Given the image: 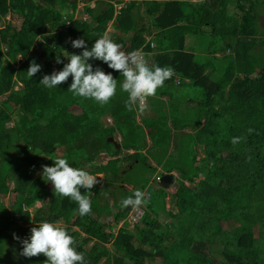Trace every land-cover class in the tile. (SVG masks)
<instances>
[{"label":"trees","instance_id":"obj_1","mask_svg":"<svg viewBox=\"0 0 264 264\" xmlns=\"http://www.w3.org/2000/svg\"><path fill=\"white\" fill-rule=\"evenodd\" d=\"M249 1L0 0V197H9L8 206L0 201V264H45L47 259L20 255L21 243L11 238L23 240L31 233L17 221L65 227L85 264H264V29L257 11L264 0ZM107 33L122 51H138L149 65L174 70L148 98L150 106L168 108L154 120L137 122V109L125 107L123 76L102 61L88 63L117 80L107 104L74 96L68 91L71 76L56 88L40 84L44 75L68 63L64 51L79 55L84 50L73 48L72 40L83 38L91 50ZM146 36L157 41V50ZM187 38L207 58L190 53ZM32 60L41 71L29 78ZM205 62L211 64L210 74ZM177 77L178 85L185 86L188 78L186 88L200 94L191 99L185 122L175 119ZM165 96L167 104L161 100ZM107 117L111 125L104 123ZM170 128L175 143L167 156ZM186 128L191 132L184 133ZM233 137L246 139L233 145ZM100 156L109 160L103 163ZM149 157L163 162L161 177L172 176L166 187L147 188L140 174L137 184L130 178L138 163L145 174L156 172ZM57 158L102 175L101 187L90 190V214L79 215L78 204L57 195L42 177V166H54ZM125 160L131 169H125ZM172 186L176 191L169 195ZM138 189L148 193V203L139 207V222L126 229L133 207L122 208L120 202ZM37 200L47 203L30 217Z\"/></svg>","mask_w":264,"mask_h":264},{"label":"clouds","instance_id":"obj_2","mask_svg":"<svg viewBox=\"0 0 264 264\" xmlns=\"http://www.w3.org/2000/svg\"><path fill=\"white\" fill-rule=\"evenodd\" d=\"M40 37V36H37ZM71 46L76 49H84L79 55L68 54V60L62 70L44 75L40 84L46 88H56L57 85L67 82L71 76L72 82L68 91L74 96L91 98L101 105L109 103L116 94L117 80L111 73H105L99 67L93 68L89 60H98L107 64L108 68L119 72L124 80L120 85L123 92L128 94L125 107L129 111L139 108L141 112L148 108V98L155 97L157 90L164 86L165 81L172 78L174 70L171 67H161L155 64L149 65L143 55L138 51L126 53L122 51V45L114 42L108 35H103L95 40L91 50H88L83 38L71 41ZM61 57L56 58V63H61ZM41 71V65L32 60L27 69V75L32 78ZM254 129L249 128L248 134ZM246 137H233V145L241 142ZM54 166H42V177L53 185L54 192L60 197H69L78 204V213L85 216L91 213L90 200L91 189L98 184L97 176L89 172L72 167L65 158H57ZM170 176V175H164ZM156 177L160 181H156ZM162 177L155 172L154 177L148 183L147 188L161 185ZM81 189L88 194H82ZM147 190V189H146ZM146 192L135 190L132 196L121 200V207L139 208L147 205ZM47 202L37 200V204L43 206ZM119 224V223H118ZM31 235L21 240L18 236L13 239L19 241L22 246L20 255L25 258L45 256V264H85V256L73 247L74 238L69 235L67 229L58 223L44 221L30 229Z\"/></svg>","mask_w":264,"mask_h":264},{"label":"crops","instance_id":"obj_3","mask_svg":"<svg viewBox=\"0 0 264 264\" xmlns=\"http://www.w3.org/2000/svg\"><path fill=\"white\" fill-rule=\"evenodd\" d=\"M121 1L123 3L128 2V0H121ZM185 1H190L192 3H198L199 2V0H185ZM123 3L118 5L117 9L122 7ZM90 5H91V7H93L94 2H91ZM230 10L233 11V8L230 7ZM258 13H259V20H260L259 22H262V21L264 22V12L263 13L262 12H258ZM141 22H146V19L144 18L143 20H141ZM108 29H109V31L111 30L110 26H108ZM261 29H263V28H261ZM146 41L150 44V48L153 49V51L157 50L156 48L158 47V43H157L156 40L153 39V37L146 36ZM186 47H187V50H189L190 53H193L194 55H196L199 60L200 59L204 60L205 58H207L206 54L202 50V47H200L196 43H194V40L192 38H187L186 39ZM227 53H229V52H227ZM147 56L149 57V56H152V55H147ZM219 56H221V55H219ZM205 65L207 66V71L205 73L210 74V72H211V64L205 62ZM184 79H187V80L185 81V83L183 82L185 84V86H183V87L176 83L177 80H179V77H177L175 79V82H174L175 89H176V91L174 92V97H175V99L177 101V102H175V104L178 105V109L175 111V119H176V121H182V122H185V119H186L185 114H186V112L191 110L193 105H194L193 104L194 101H191V99L193 97L195 98V97L200 96V94H198L196 92V90H194V89L190 90L189 88H186V87H190L191 82H190V80L188 78H184ZM161 100L164 103L167 104L168 101H169V98L165 96V97L161 98ZM147 103H148V101H147ZM155 105H157V104H153L152 106H150L148 104L147 110L143 111V112H141L139 110V108L137 107V116H136L137 122L140 123L141 118H144V120L152 121V120H154L157 117V114L160 111H166L168 109V108H162L161 106H159V108L158 107L156 108ZM167 126L171 127V119L168 121ZM170 130H171L170 146L168 147L167 156L171 155V153L173 152V146H174V143H175L174 131L171 128H170ZM183 131H185L184 133H190L191 132V130L187 129V128L185 130H183ZM119 139H120V137H119ZM120 141H121V139H120ZM116 145L119 147L120 146L119 142L116 143ZM150 146H151V140L147 139V147L146 148H148ZM144 152H145V150L142 151V153H144ZM127 153L128 154H132L133 152L132 151H127ZM167 156H166V158H167ZM162 163H160V164L155 163L149 157V164L152 167L156 168V172H159V174L161 172L164 173L163 172L164 169H162ZM171 174L173 176L176 175L173 172ZM166 207L167 208L169 207L168 202H167Z\"/></svg>","mask_w":264,"mask_h":264},{"label":"rangeland","instance_id":"obj_4","mask_svg":"<svg viewBox=\"0 0 264 264\" xmlns=\"http://www.w3.org/2000/svg\"><path fill=\"white\" fill-rule=\"evenodd\" d=\"M244 1H247V3H249L250 1L249 0H244ZM249 1V2H248ZM254 1V0H253ZM259 1V0H258ZM257 11L258 12H264V6H260V7H258L257 8ZM13 23H14V25L15 24H17V22H15V21H13ZM259 26H260V28H263L264 29V22L262 21V22H260L259 23ZM107 35L112 39V37L110 36V33H107ZM4 49V48H3ZM20 61V60H19ZM54 71H56V70H52V72H54ZM57 72V71H56ZM155 107L157 108H159V105H155ZM104 123L106 124V125H111L112 124V121H111V119L110 118H104ZM11 126V125H10ZM114 140L115 141H117V142H115V143H118V142H120V139H119V135H118V133H115V136H114ZM113 140V141H114ZM185 145L188 143L189 144V142H188V140H186L185 142ZM126 153V152H125ZM189 157V156H188ZM202 157V154L201 155H199V158H201ZM184 159H187L186 157L184 158ZM99 160L101 161V162H103V163H106V161L107 160H109L106 156H100L99 157ZM184 161V160H183ZM124 167H125V169L126 168H132V166H131V162H128V160H125L124 161ZM142 167V165H141V163H138V164H136L132 169L133 170H129V176H130V178L132 179V180H134L135 182H136V184H137V182H138V180L140 181V176H139V174L143 177V178H145V180H147V182H150L151 180H152V178L154 177V174L153 173H147V174H145V170L144 169H142L141 168ZM136 168V169H135ZM141 168V169H140ZM140 169V170H139ZM40 173H39V170L37 171V173H36V175L38 176ZM125 175H127V173L125 174ZM102 178V175H99V176H97V180L99 181L100 179ZM109 178V177H108ZM146 182V183H147ZM103 182L102 181H99V185H98V187H101V184H102ZM187 185V184H186ZM51 185L49 184L48 185V187H50ZM176 191V189H175V186H172V187H170L168 190H167V193L169 194V195H172L174 192ZM169 200V199H168ZM0 201L5 205V206H8L9 205V197L8 196H1L0 197ZM169 202V201H168ZM41 205H38L37 203L35 204V206L34 207H32L31 209H29V213L31 214L30 215V217H32V215H33V213H34V210L36 209V208H39ZM17 218V217H16ZM130 218H135V215L134 214H131L130 215ZM106 221V220H105ZM109 221V220H108ZM17 223H18V225L19 226H22V227H24V228H28L29 230L32 228V227H30L29 225H26V226H24V224L22 223V222H20V221H17ZM108 224H113V223H108ZM120 227H119V225H117L113 230H111V232H113V233H116L117 231H118V229H119ZM125 228L126 229H132L133 228V225H130L129 224V226L127 227V226H125ZM107 231H109V230H107ZM12 240H13V237L11 238ZM91 246V243L90 244H88L87 245V247H90ZM107 247L109 248V246L107 245ZM99 264H102V262H100Z\"/></svg>","mask_w":264,"mask_h":264},{"label":"built area","instance_id":"obj_5","mask_svg":"<svg viewBox=\"0 0 264 264\" xmlns=\"http://www.w3.org/2000/svg\"><path fill=\"white\" fill-rule=\"evenodd\" d=\"M187 79H184V81H186ZM177 84H179V81L176 82ZM156 181L159 182L160 181V178L159 177H156ZM146 196H145V199L148 198V193L146 192ZM131 214H134L135 215V218H130V215ZM142 216V211L139 209V208H133L132 211L129 213V215L127 216V219L126 221L128 222V224L130 225H134L135 223H138L140 218ZM124 222H120L118 225L119 227H121V225L123 224Z\"/></svg>","mask_w":264,"mask_h":264},{"label":"water","instance_id":"obj_6","mask_svg":"<svg viewBox=\"0 0 264 264\" xmlns=\"http://www.w3.org/2000/svg\"><path fill=\"white\" fill-rule=\"evenodd\" d=\"M110 141H111V139H110ZM171 177L172 176H163L162 180H161V186L166 187L168 185L169 181L171 180Z\"/></svg>","mask_w":264,"mask_h":264}]
</instances>
